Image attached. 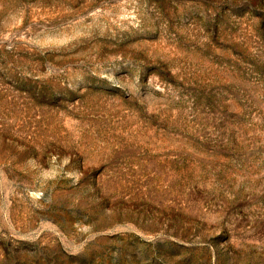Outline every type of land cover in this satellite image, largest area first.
Segmentation results:
<instances>
[{"label":"rangeland","instance_id":"1","mask_svg":"<svg viewBox=\"0 0 264 264\" xmlns=\"http://www.w3.org/2000/svg\"><path fill=\"white\" fill-rule=\"evenodd\" d=\"M0 264H264V0H0Z\"/></svg>","mask_w":264,"mask_h":264}]
</instances>
